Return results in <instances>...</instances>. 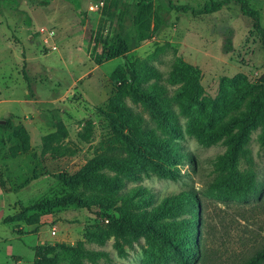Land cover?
<instances>
[{"label":"rangeland","instance_id":"374dc122","mask_svg":"<svg viewBox=\"0 0 264 264\" xmlns=\"http://www.w3.org/2000/svg\"><path fill=\"white\" fill-rule=\"evenodd\" d=\"M173 1L199 8L207 0ZM247 1L260 12L264 26V0ZM139 15L149 20L148 29L141 26ZM119 34L127 51L96 64L93 57L101 54L96 39ZM176 57L200 68L201 84L210 97L216 95L222 77L242 73L254 80L264 72L260 37L233 2L213 13L192 15L170 8L167 0H0V120H4L0 122V264H33L35 245H74L79 240L87 248L108 253V259L99 258L102 264H150L143 239L126 247L123 255L112 237L103 245L86 240V231L107 223L104 218L111 210L73 204L42 209L33 224L6 223L5 218L21 207L73 191L58 176L77 172L93 155V146L107 135V122L98 108L116 90L113 71L139 58L165 78ZM6 120L12 127L3 126ZM180 120L185 123L187 117L181 114ZM56 121L64 123L66 140L71 142L69 153L54 156L42 152V137L55 130ZM86 121L93 125L89 142L79 137ZM19 125L29 135L30 149L12 156L9 148L18 142L13 130ZM259 131H252L248 144L251 165L240 166L251 168L258 188L246 201L223 202L209 194L216 158L226 146L218 141L205 147L187 132L178 140L194 155V162L179 163V179L151 175L127 183L128 188L138 184L148 188L156 202L187 189L198 193L204 254L197 264H242L264 244V148L257 141Z\"/></svg>","mask_w":264,"mask_h":264},{"label":"trees","instance_id":"16d2710c","mask_svg":"<svg viewBox=\"0 0 264 264\" xmlns=\"http://www.w3.org/2000/svg\"><path fill=\"white\" fill-rule=\"evenodd\" d=\"M167 2L170 8L192 15L213 13L233 2L243 16L251 19L264 49L260 12L247 0H207L199 8L173 0ZM150 5L149 2L147 8ZM137 19L142 27L149 28L147 18L139 15ZM96 41L101 44V54L93 57L96 64L127 51L120 34L109 39L98 37ZM225 45L229 48L230 40ZM111 79L116 80V90L98 108L107 122V135L93 146V155L77 172L58 176L73 191L46 203L21 207L5 222L37 223L42 209L73 204L111 210L104 218L107 223L86 231L87 241L103 245L112 237L118 253L123 255L126 247L132 248L143 239L147 245L145 260L150 264H197L204 254L202 202L198 193L187 189L156 202L155 194L148 188L139 184L128 188L127 183L151 175L179 179V163L184 159L194 162V155L178 140L187 132L205 147L218 141L226 146L215 161L216 174L208 184L210 195L228 202L246 201L256 193L253 171L240 166L242 162L252 163L248 144L257 128V141L264 148V72L254 80L242 73L222 77L214 97L205 94L200 68L181 57L172 61L165 78L148 60L136 58L127 68L113 71ZM181 114L187 117L185 123L180 120ZM3 126L10 128L12 122L6 120ZM13 135L18 142L9 148L10 154L27 152L30 142L25 128L16 126ZM92 136V122L86 121L79 137L89 142ZM67 137L64 123L56 121L55 130L42 137V152L54 156L69 153L71 141ZM33 250V264H102L100 257L108 259L106 251L87 248L82 240L74 245H35ZM242 264H264V244Z\"/></svg>","mask_w":264,"mask_h":264},{"label":"built area","instance_id":"2783aa9c","mask_svg":"<svg viewBox=\"0 0 264 264\" xmlns=\"http://www.w3.org/2000/svg\"><path fill=\"white\" fill-rule=\"evenodd\" d=\"M101 5H103V2L101 3ZM90 8L92 9L93 6H90ZM52 34H53V31L51 30V31L48 33V36H49V37H52ZM47 40H48V39L46 38V39H45V42H47ZM51 48H52V49H56V45H54V44L51 45ZM106 221H107V220H106ZM52 234H55V231H54V230H52Z\"/></svg>","mask_w":264,"mask_h":264},{"label":"water","instance_id":"95a60500","mask_svg":"<svg viewBox=\"0 0 264 264\" xmlns=\"http://www.w3.org/2000/svg\"><path fill=\"white\" fill-rule=\"evenodd\" d=\"M0 122L4 123V120H0Z\"/></svg>","mask_w":264,"mask_h":264}]
</instances>
